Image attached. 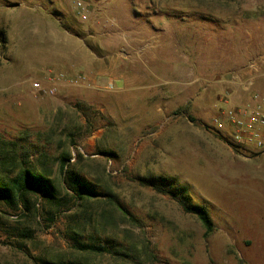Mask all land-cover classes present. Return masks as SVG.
I'll list each match as a JSON object with an SVG mask.
<instances>
[{"label":"rangeland","instance_id":"1","mask_svg":"<svg viewBox=\"0 0 264 264\" xmlns=\"http://www.w3.org/2000/svg\"><path fill=\"white\" fill-rule=\"evenodd\" d=\"M35 2L57 11L102 66L30 68L19 49L0 46V132L16 138L24 129L58 127L50 151L59 152L61 141L71 162L81 153L77 168L117 193L141 222L102 234L109 244L149 243L157 261L141 256L130 264H264V153H238L230 131L215 124L223 108L264 94V0H100L87 21L73 0ZM50 70L88 80L35 94L30 80ZM153 174L188 187L214 222L209 236L170 195L141 184ZM99 204L106 207L91 206ZM66 214L49 228L37 225L33 254L72 255ZM96 261L114 264L109 254ZM0 264L37 263L0 229Z\"/></svg>","mask_w":264,"mask_h":264},{"label":"trees","instance_id":"2","mask_svg":"<svg viewBox=\"0 0 264 264\" xmlns=\"http://www.w3.org/2000/svg\"><path fill=\"white\" fill-rule=\"evenodd\" d=\"M62 26L71 31L64 22ZM0 32V46L5 47L7 38L4 30ZM182 110L186 112L188 107ZM58 130V127L46 132L24 129L16 138H7L0 132V229L9 243L37 264H101L96 259L106 254L114 264H130L141 256L157 261L148 242L139 247L119 241L109 244L104 240L110 238H103L102 234L107 235L109 228H118L120 222L132 225H141V222L125 209L117 193L77 168L81 153L77 162H71L72 151L63 149L61 141L59 152L50 151ZM70 143L75 145V138H70ZM232 147L238 153L249 150L238 145ZM99 153L113 154L106 149ZM56 167L60 174L58 180ZM140 182L158 193L170 195L185 212L196 216L206 236L214 231L215 225L206 207L195 204L188 187L176 177L153 174L140 178ZM93 201L102 202L106 207L99 204L93 208ZM65 213L68 220L65 233L72 242V255L33 254L32 249L41 242L37 240V225L49 228ZM13 216L15 220H11Z\"/></svg>","mask_w":264,"mask_h":264},{"label":"crops","instance_id":"3","mask_svg":"<svg viewBox=\"0 0 264 264\" xmlns=\"http://www.w3.org/2000/svg\"><path fill=\"white\" fill-rule=\"evenodd\" d=\"M0 3V16L4 21L0 29L5 32L7 45L19 49V56H26L30 68L102 66L101 62L87 56L83 39L65 29L58 12L49 11L47 3L35 0H0ZM51 5L59 11L58 3Z\"/></svg>","mask_w":264,"mask_h":264},{"label":"built area","instance_id":"4","mask_svg":"<svg viewBox=\"0 0 264 264\" xmlns=\"http://www.w3.org/2000/svg\"><path fill=\"white\" fill-rule=\"evenodd\" d=\"M99 4L100 0H73L76 16L81 21L89 20ZM87 80V75L68 77L63 72L50 70L43 78H33L30 82L35 94L56 95L60 87L81 85ZM215 124L230 131L231 146L255 148L264 153V94L253 92L250 101L223 108Z\"/></svg>","mask_w":264,"mask_h":264},{"label":"water","instance_id":"5","mask_svg":"<svg viewBox=\"0 0 264 264\" xmlns=\"http://www.w3.org/2000/svg\"><path fill=\"white\" fill-rule=\"evenodd\" d=\"M0 38H1V32H0Z\"/></svg>","mask_w":264,"mask_h":264}]
</instances>
